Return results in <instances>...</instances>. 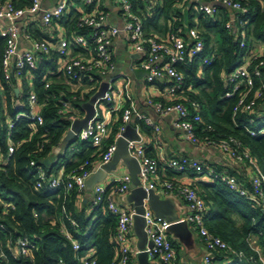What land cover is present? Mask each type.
<instances>
[{"label": "built area", "instance_id": "obj_1", "mask_svg": "<svg viewBox=\"0 0 264 264\" xmlns=\"http://www.w3.org/2000/svg\"><path fill=\"white\" fill-rule=\"evenodd\" d=\"M43 1L29 0V6L26 8H15L8 3L0 5V21L5 22L4 27L0 30V37L5 42L0 68L5 78L13 75L17 80L29 77L30 81L31 72L38 68L42 57L53 50L48 40L33 39L29 33L20 30L19 23L25 18L38 19L41 26L51 28L58 20L66 16L71 8L77 6L72 4V0H60L53 8L44 9L42 8ZM114 1L123 23L122 27L108 25L106 23L107 12L98 8V5H94L96 4L94 0H81L82 4L87 8L92 6V9L85 13L77 10L78 16L75 21V27L78 30H83V33L75 34L72 32L71 36L63 33L62 36L54 35L52 37L55 38L51 37L58 43L56 48L60 66L58 72L62 73V78L66 84L76 89L80 86H85L86 88L82 93L85 91L89 98L98 91L102 83L107 86L103 97L98 99L94 105L95 114L93 118L85 129L75 135V139L79 142H88L92 147H97L109 136L113 125L100 120L99 110L103 106L112 105L113 99L116 97L119 100L121 99L120 101L123 105L119 109L121 113L120 124L116 129L114 142L107 147L94 169H91V164L85 161L71 174L65 175L62 170L60 175L52 176L47 181H38L36 187L41 188L45 184L48 189H55L62 184L67 190L76 188L79 191H84L86 180L97 169L111 160L116 149V140L121 137L126 125L132 118L151 128L156 134L155 138L157 141L158 134L161 131L160 126L150 118L137 112L129 89V78L125 74L117 72L113 44L115 38L123 36L130 51L140 56L139 67L147 72L144 76L145 83L160 82L164 89L165 102L147 98L146 104L152 107L154 112L160 117L174 115L172 126L181 130L186 140L191 144L211 148L226 155L236 164H246L252 173L249 177L250 189H247L234 176L219 172L211 166H205L190 158L171 159L165 158L160 154L153 158L146 154L145 145L141 140L129 141L127 150L130 157L134 158L139 165L138 177L144 190L156 189L160 181L158 170L159 166L162 165L175 174L205 177L208 181L220 184L238 197L255 202L258 206L263 207L264 173L257 166L246 147L239 140L232 137L227 139L200 138L196 134V130L202 122L200 105L183 96L184 77L177 70V66H183L192 61H200L204 65L211 64L213 57L205 58L202 56L204 43L200 32L196 29L191 30L187 35L188 39L172 32H169L163 40L153 36H145L141 17L138 12L133 10L132 0ZM145 1L149 3L157 2V0ZM194 1L197 11L209 17L215 16L217 11L215 5L218 4L236 12L238 28L235 32V41L239 49L247 51L248 59L246 58L247 61L243 66L236 68L228 75L226 82L229 90L225 93V98L238 95L237 108L243 109L244 112L252 111L256 103L264 98V60L250 52L246 43L247 32L245 26L247 21L242 18L247 13L246 7L242 6L237 0ZM225 26L231 32L230 23L226 22ZM21 38L29 43L30 48L28 50L19 49L18 45ZM73 49L78 51L77 55L71 53ZM50 84L51 82L47 81L44 87L49 88ZM28 91L26 97L27 113L17 114L16 119L26 116L35 124H42L40 110L43 105L38 102L37 94L31 87ZM72 99H75V97ZM61 103L59 113L65 115L71 108L68 101L64 100ZM66 118L70 120V125L74 120L78 119L77 115L67 116ZM254 124L261 126L262 122L250 119L249 125L253 126ZM12 127L13 122H9L7 136L8 156L14 153L17 148V144L10 139L9 132ZM207 129L208 127L203 126L202 131H208ZM247 132L250 136L255 137L263 135L264 128L252 129L250 127ZM34 165V162H30V166ZM37 169L39 174L43 176L42 168L38 167ZM115 182L113 189L108 193L101 185L93 187L92 207L105 206L117 218L114 240L118 246V254L111 264H132L133 256L138 253L137 250L135 251L131 248L130 243L134 208L125 210L118 207L113 201L115 195H123L129 192L130 177L128 175L123 176L116 179ZM160 185L164 194L173 195L185 203L188 212L183 220L196 233L198 240L205 249L202 264H224L223 262L215 261L213 254L215 252H225L229 250V246L219 237L209 234L203 225L205 206L198 192L190 186L176 184L171 180L163 181ZM143 218L145 220L144 230L147 240L152 243V247L145 250L148 257L150 259H158L162 264H176L175 249L167 233L168 223L164 219L156 217L146 204L144 205ZM71 225L76 227L74 222H71ZM64 235L71 241L73 250H79V245L71 240L67 231H64ZM248 242L252 250L260 256V252L254 247L252 241ZM34 249L35 244L30 239L19 238L14 246L10 248V251L13 257H25ZM260 262L264 264L261 258ZM56 264L64 263L59 261ZM82 264L96 263L92 255H88L82 259Z\"/></svg>", "mask_w": 264, "mask_h": 264}, {"label": "trees", "instance_id": "obj_2", "mask_svg": "<svg viewBox=\"0 0 264 264\" xmlns=\"http://www.w3.org/2000/svg\"><path fill=\"white\" fill-rule=\"evenodd\" d=\"M72 1L78 7L71 8L57 22L62 26H69L73 33L81 34L83 30L75 27L77 9L81 6L87 7L81 0ZM237 1L247 9V13L242 16L247 21V38L264 43V0ZM6 3L15 8L29 6V0H0V5ZM132 6L141 17L145 36H166L172 32L186 39L185 32L189 33L198 25L204 29L200 33L204 43L202 56L213 57L211 64H203L200 71L197 61L177 66V70L184 77L183 96L200 105L202 122L196 134L200 138L232 137L239 140L264 173V134L252 137L247 132L250 127L260 128L255 124L249 125L250 119H256L255 107L250 112H244L237 108L238 95L225 98L229 88L223 80V74L229 75L235 70L242 57L238 44L225 26V11L219 14V19L217 16L209 17L197 12L191 0H157L155 3L132 0ZM91 9L92 6L87 11ZM211 35L218 39L217 48L211 46ZM35 37L47 40L39 34ZM4 43V39L0 37V61ZM57 57L52 50L42 57L38 68L31 72L33 90L37 94L38 102L43 105L40 110L42 124H35L26 116L16 119L17 114L27 113L28 87L23 83L19 95L15 96L13 89L18 86L16 78L13 75L5 78L0 68L2 264H56L59 261L64 264H82V259L91 252H94L92 257L96 264H111L118 254V246L114 240L117 218L105 206L92 207V214L88 216L87 206L79 202V197L85 191L76 188L67 190L62 184L55 189H48L45 184L41 188L36 187L38 181L44 182L56 176L51 173L55 174L61 167V158L54 165L45 166L42 163L49 158L55 147L61 145V140L69 130L70 120L66 117L83 114L81 105L89 99L88 94L80 96V92L69 93L61 83L53 80L54 76L46 74L45 69H54ZM261 59L264 60V55ZM50 79L52 82L49 88H45V82ZM64 100L68 101L71 111L62 115L59 108ZM9 122H13L9 132L10 139L17 144L16 150L10 156L7 155ZM119 124L120 119L113 124L109 136L97 147L76 139L68 142L66 148L74 146L78 152H73L72 160L64 165V174H71L85 161L94 169L107 147L114 142ZM203 126L208 127V131H202ZM141 127L148 129L144 124ZM65 156L67 158L68 155ZM30 162L35 165L30 166ZM38 167L42 168L43 176L39 174ZM245 187L250 189L249 182ZM197 192L205 206L203 225L209 234L219 237L229 246V250L225 252H215L214 260L225 264H261L260 256L252 250L248 241L254 240L255 246L264 254V206L240 198L216 182L201 184ZM64 231L79 245V250H73ZM19 238H28L35 244V249L25 257H13L10 251ZM172 245L174 246L173 242Z\"/></svg>", "mask_w": 264, "mask_h": 264}, {"label": "crops", "instance_id": "obj_3", "mask_svg": "<svg viewBox=\"0 0 264 264\" xmlns=\"http://www.w3.org/2000/svg\"><path fill=\"white\" fill-rule=\"evenodd\" d=\"M60 0H44L42 3V8L44 9H51L53 8ZM73 2V1H72ZM94 5H98V8H101L105 10L108 14L106 23L108 25H114L117 27H122V20L119 16L118 8L114 0H95ZM191 3L194 6V9H196V4L194 0H191ZM76 4V3H72ZM76 6L75 8H77ZM217 11L214 17L217 16V19L221 18L219 14H222V11H225V14L227 15L226 22L230 23L231 25V35L233 37V40L235 41V32L237 31V20H236V12L218 4L215 5ZM77 10H80L82 13L88 12L87 8L79 7ZM198 12V11H197ZM5 22L0 21V30L4 27ZM19 29L24 30L27 33H29L33 39H39L35 36L37 34L45 36L44 38L48 40L51 44V48L56 53V48L58 46V43L55 39L56 35H61L63 33H66V35L71 36L72 31H70L69 26H62L56 22L51 28H45L40 25L38 19L37 20H31V18H25L22 22L19 23ZM196 30H198L200 33L203 32V28L199 25L195 27ZM247 32V30H246ZM186 37L188 35V32H185ZM52 37V38H51ZM157 39L163 40L165 36L163 34H157L155 36ZM212 37V43L211 46L218 47V39L213 35ZM188 39V37L186 38ZM50 40V41H49ZM248 40L247 45L249 47V51L253 52V54H256L260 57L264 55V43L257 42L254 40H251V38H246ZM215 42V43H214ZM236 42V41H235ZM20 50H28L30 48L29 43L25 42L24 39L19 40L18 45ZM242 57L240 61V65L238 67H241L245 64L247 61V51L241 50ZM72 54L77 55L78 51L73 49L71 51ZM113 53L114 58L117 64V72L125 74L129 78V89L132 96L133 104L135 109L138 113L150 118L154 122H156L160 128V134H158L157 142L156 141V134L152 131L151 128L143 129L141 127L140 122L136 121L134 118L131 119V121L128 123L131 125L137 135L140 137V140L145 145V152L150 157H157L159 154L164 156L165 158H171V159H181V158H190L193 159L205 166H211L215 168L217 171L229 174L231 176H234L237 178V180L243 185L246 186L249 182V177L252 174L250 168L246 164H236L232 162L226 155L219 153L211 148L205 147V146H198L193 145L190 142H188L184 136V133L181 130L175 129L172 126V122L174 120V115H168V116H158L152 107L148 106L146 104L147 98H152L155 100H160L165 102L166 96L163 87L161 86L160 82L147 84L144 81V75H140L139 77L136 76L132 69L141 70L139 67V55L134 54L130 51L127 41L123 36H118L114 39L113 44ZM207 56H205L206 58ZM210 58V57H208ZM247 58V59H246ZM59 58L57 57V61L55 62L54 69H45L46 74H50L54 76L55 81H58V83H61L66 90L69 93H77L80 92V96L86 95L85 91L82 93V91L86 88L85 86H80L79 88H74L71 85H68L65 83L64 79L62 78V73L58 72V69L60 68L59 64ZM199 63L198 71H200L201 66L203 65L200 61H197ZM237 67V68H238ZM223 74V80L226 82L228 75ZM29 77H26L21 80H17L18 86L14 87V90H18V93L15 94V96H18L21 91V86L23 83L29 88L31 87L33 89L32 85V79L30 76V81L28 79ZM52 79H50V82ZM49 81V80H48ZM29 92V91H28ZM195 92V91H193ZM90 99V98H89ZM88 99V100H89ZM87 100V101H88ZM121 100V99H120ZM118 98L114 97L113 103L110 106H103L99 110L100 114V120L106 121L110 123V125H113L116 121L120 119V107H122V102ZM85 101V102H87ZM116 110V111H115ZM254 115H255V121H261L262 124L260 127L264 128V98L260 102L257 103V105L254 108ZM83 114L79 115L77 114V118H83ZM72 125V124H71ZM71 128V126H70ZM69 128V130H70ZM158 145H157V143ZM66 145H59L55 147L51 155L49 156L47 165H54L58 163L61 160L63 161L60 168H58V171L52 175H60L61 171H64V165L69 163L70 160L73 158V152H78L74 146H71L70 148H66ZM67 152V153H66ZM65 154H67V158H65ZM158 174L160 176V181L158 185L156 186L155 194L159 196L160 199H170L174 203L175 211L180 216L181 220L185 218L187 215V207L185 203L178 199L177 197L173 195H166L164 194L162 188H161V182L163 181H173L176 184L181 185H187L190 186L197 191H199L200 185L204 183H211L208 181L205 177L202 176H190V175H184V174H175L172 173V171L166 169L164 166L160 165ZM233 174V175H232ZM129 176L126 167L119 162V164L116 166V169L112 172H109L106 174L105 179L96 184L103 186L106 190L111 191L115 185V180L118 178H121L123 176ZM246 184V185H245ZM220 185V184H219ZM85 193L79 197V202L82 203V205L87 206V215L90 216L92 214V198H93V189L92 191L84 190ZM129 192L123 195H115L113 197V201L115 204L125 210H130L133 208V204L127 202V196ZM188 230L190 232V236L183 238V237H175L173 235H170L169 238L174 244V249L176 253V264H202V257L205 255V249L203 244L198 240L197 235L195 232L191 230V228L188 226ZM131 248L133 250L136 249V238L132 232L131 238H130ZM254 247L258 249L255 246L254 240L252 241ZM260 252V250L258 249ZM94 252H91L90 255H93ZM260 258L262 262L264 263V254L260 252ZM132 264H139L137 260V254L133 256V262ZM148 264H162V262L158 259H148ZM225 264V263H224Z\"/></svg>", "mask_w": 264, "mask_h": 264}, {"label": "water", "instance_id": "obj_4", "mask_svg": "<svg viewBox=\"0 0 264 264\" xmlns=\"http://www.w3.org/2000/svg\"><path fill=\"white\" fill-rule=\"evenodd\" d=\"M132 72L136 76L146 75L147 72L143 70L132 69ZM106 84L102 83L99 86L98 91L87 101L82 103L81 108L84 111L83 118L76 119L73 121L70 130L67 131L61 145H65L68 142L75 139V135L81 130L85 129L89 121L95 114L94 105L98 99L103 97L106 89ZM15 94L18 90H14ZM129 141H140V137L137 135L135 129L127 124L125 131L121 137L116 140V149L111 160L102 165L101 168L97 169L87 180L85 189L92 191L93 187L102 182L105 179L107 173L112 172L116 169V166L121 162L127 169L130 177L129 194L127 196V202L133 204L134 215H133V226L132 232L136 238V249L137 260L139 264H148V254L145 252L147 248L152 247V243L147 240L145 233V220L143 218L144 205L153 212L156 217L164 219L168 223L167 233L175 237L186 238L190 236L188 225L184 220H181L180 216L176 213L174 203L170 199H160L155 194L154 190H144L139 180V165L137 161L130 157L127 150V143ZM48 160L43 161V165H47Z\"/></svg>", "mask_w": 264, "mask_h": 264}]
</instances>
